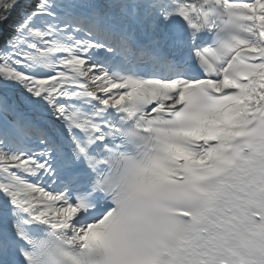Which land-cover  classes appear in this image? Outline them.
Wrapping results in <instances>:
<instances>
[{"label":"snow or ice","instance_id":"obj_1","mask_svg":"<svg viewBox=\"0 0 264 264\" xmlns=\"http://www.w3.org/2000/svg\"><path fill=\"white\" fill-rule=\"evenodd\" d=\"M0 264H264V0H0Z\"/></svg>","mask_w":264,"mask_h":264}]
</instances>
